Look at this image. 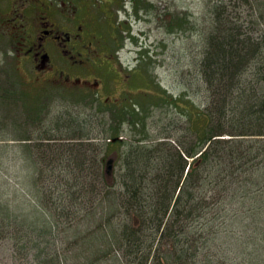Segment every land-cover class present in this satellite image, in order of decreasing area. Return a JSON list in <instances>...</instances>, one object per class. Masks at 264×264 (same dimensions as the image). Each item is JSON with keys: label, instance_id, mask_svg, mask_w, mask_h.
<instances>
[{"label": "trees", "instance_id": "16d2710c", "mask_svg": "<svg viewBox=\"0 0 264 264\" xmlns=\"http://www.w3.org/2000/svg\"><path fill=\"white\" fill-rule=\"evenodd\" d=\"M205 11L199 101L146 92L139 105L129 98L113 110L93 97L112 126L102 138L81 121L59 127L65 136L13 140L23 145L22 161L36 166L23 198L31 192L27 204L35 200L40 216L10 203L23 199L20 189L0 192V243L13 242L37 264H264V0H209ZM4 62L0 56L2 90ZM142 71L135 84L145 81ZM17 84L6 97H18ZM162 98L179 119L156 138L149 116ZM127 125L132 139L122 135ZM86 218L105 233L85 234ZM66 225L75 233H59ZM61 236L80 241L76 259L57 249Z\"/></svg>", "mask_w": 264, "mask_h": 264}, {"label": "rangeland", "instance_id": "374dc122", "mask_svg": "<svg viewBox=\"0 0 264 264\" xmlns=\"http://www.w3.org/2000/svg\"><path fill=\"white\" fill-rule=\"evenodd\" d=\"M142 1L145 5L152 2L155 6L154 9L151 8L153 11L140 10L137 15L129 1L128 12L122 13L120 18L124 28L121 32L125 31L121 34L123 49L120 59L126 64L130 62L132 66H139L145 73V81L135 84V93L131 98L139 105L140 97L146 92L160 97L165 91L167 96L175 95L174 98L183 93L189 97L191 93L192 98L199 101L198 95H201L203 90L194 83L197 79L195 63L202 55L203 34L208 28L205 10L209 0ZM8 12V1L0 0V56L5 61L4 69L10 71L4 73L2 80L7 81L8 88L11 81L18 82L17 88L20 93L18 97L11 94L10 97H6L8 93H5L4 89L7 86L5 85L3 90L0 89V192L7 193L17 188L21 190L20 197L23 198L28 188V180L37 170L33 163L28 165L27 159L22 161L20 156H25L23 145L18 140L13 141L14 139H35L47 134L65 136L58 131L59 127L63 130V127L67 128L70 124H78L81 121L86 123L84 132L99 139L106 135L105 130L111 129L112 126L107 122L109 118L106 114L98 111L101 106L98 102L92 101L91 98L96 96L87 86L59 83L55 80L51 81L52 83L35 80L36 75L31 74V66H24L17 58L16 51L19 48L14 39L11 40L13 36H17L13 23L3 24L4 21H9ZM181 20L184 21L182 28L178 26ZM0 83L2 84L1 81ZM100 97L106 104H109L107 101L112 103L115 98L122 100L116 93L109 95L102 93ZM150 101L154 103L155 99L151 98ZM166 102L167 100L162 98L159 106L151 107L150 110L148 127L150 135L156 138L165 136L166 127L170 123H178V111ZM34 110L41 113L39 118L32 117L31 113ZM112 124L114 126L115 123ZM176 131L173 125L172 136ZM122 135L125 139H132L135 136L128 125L125 126ZM117 159V152L108 157V161L115 162ZM30 193L28 192L23 199L17 197L16 200H12L10 197V203L15 201L14 207L17 212L27 213L33 219L40 214L35 211L37 205L35 200L34 207L27 204V200L31 198ZM83 224L91 227L90 232L85 234H92L93 230L96 237L105 233L95 229L96 220L89 222V218H86ZM67 227L68 225L64 228L60 226L59 233H75V225ZM79 243L80 241L72 237L64 239L61 236L56 247L60 251H65L72 259H76L81 252L80 248L75 247ZM44 245L42 242V248ZM24 257L15 250L13 242L6 240L0 243V264H37L32 255Z\"/></svg>", "mask_w": 264, "mask_h": 264}, {"label": "flooded vegetation", "instance_id": "af4514ba", "mask_svg": "<svg viewBox=\"0 0 264 264\" xmlns=\"http://www.w3.org/2000/svg\"><path fill=\"white\" fill-rule=\"evenodd\" d=\"M7 1L9 21L3 24L13 23L17 58L31 66L35 80L85 85L100 101L102 93H116L122 100L107 101L110 107L126 105L123 101L135 93V75L142 69L120 59L125 33L120 18L129 1L134 12L137 5L145 10L142 0Z\"/></svg>", "mask_w": 264, "mask_h": 264}]
</instances>
